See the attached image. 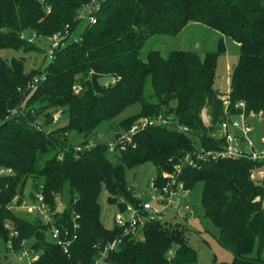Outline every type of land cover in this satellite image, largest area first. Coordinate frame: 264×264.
<instances>
[{"label": "trees", "instance_id": "16d2710c", "mask_svg": "<svg viewBox=\"0 0 264 264\" xmlns=\"http://www.w3.org/2000/svg\"><path fill=\"white\" fill-rule=\"evenodd\" d=\"M89 1L0 0V51L42 50L36 41L22 39L24 32L44 37L69 32L53 59L48 61L45 52L47 64L41 71H26L24 57L8 60L0 53V168L13 171L0 175V239H9L5 223L11 220L18 232L14 247L28 238L41 251L34 264H93L99 246L119 234L115 222L107 228L101 220L103 191L120 210L137 206L141 198L129 187L126 170L150 161L158 169L153 179L159 185L161 174L177 166L183 169L180 179L187 190L203 183L201 205L219 228L220 243L234 254L229 264H264V179L255 182L252 176L261 163L242 157L208 159L191 167L183 160L195 143L222 148L223 137L216 134L229 115L245 110L264 118V0H106L97 21L71 40L80 8ZM191 22L239 43L227 95L217 86L218 59L226 52L223 38L216 51L204 54L173 49L164 56L153 49L141 56L150 36L178 34ZM41 72L46 78L30 90L28 84ZM103 77L108 80L103 82ZM148 84L152 89L146 93ZM135 103L141 104L140 110L119 122L117 137L143 116L161 114L172 124L147 126L132 142L117 144L116 160L110 157L109 144L72 142V132L88 135ZM61 109L68 111L69 122L51 129L54 112ZM176 124L190 131H179ZM38 192L51 208L58 198L64 202L55 224L76 232L70 253L49 240L50 225L7 207L17 195L21 200ZM256 245L258 255L253 256ZM197 257L182 225L152 219L140 235L124 239L111 262L194 264Z\"/></svg>", "mask_w": 264, "mask_h": 264}, {"label": "rangeland", "instance_id": "374dc122", "mask_svg": "<svg viewBox=\"0 0 264 264\" xmlns=\"http://www.w3.org/2000/svg\"><path fill=\"white\" fill-rule=\"evenodd\" d=\"M88 19H79L77 26L71 31L70 39H78L89 24ZM223 38L226 52L221 54L218 59L217 69V86L222 94L227 95L230 89L232 67L238 62L240 55L239 43L228 35H224L221 32L212 29L202 23L191 22L185 26V28L178 34H155L150 36L141 49V56L146 58L150 50L159 49L164 56H167L173 49L182 50H196L200 54H204L207 51H216L218 49L219 41ZM36 45L42 47V50H30L25 52L24 50H15L12 48H4L0 51L2 56L8 60L13 57L25 58V70L39 68L43 70L46 67L47 60L44 59L46 49L49 46V41L45 39H37ZM107 77H103L102 81L106 82ZM152 89L148 84L146 93ZM227 102V100H226ZM141 108L140 103H135L124 109L119 115L111 120H104L95 131L85 135L76 132L71 133V140L76 143L88 140V143H106L115 146L117 139V132H119V122L137 113ZM206 125L208 124L209 116L204 113L203 115ZM54 121L50 124L51 129H58L65 126L69 122V113L61 109L54 112ZM207 122V123H206ZM253 131L249 135V139L260 149V137L264 135V120L259 117H253L251 119ZM120 150L109 151L110 157L113 160L117 159V153ZM158 174V169L152 162L148 161L133 168L126 170V180L133 189L136 195H140L146 200H150V185L153 178ZM252 176L255 182H260L264 179V169L256 168L252 172ZM31 180L28 182L27 188L29 189ZM202 182H198L196 186L187 192L185 198L194 209L193 213H187L188 211L183 209V205L179 207H170L165 210L161 218L162 222L166 225H182L185 230V235L190 243L198 253L197 262L194 264H229L233 258V252L227 247L223 246L218 240L219 228L215 226L212 221L205 216L201 205V190ZM26 188V190H27ZM28 193V191H27ZM108 193L103 191L100 197L101 205V220L107 228H112L114 225V216L118 210L115 204H110L107 201ZM184 203V202H183ZM19 210V209H18ZM17 214H28L23 210L16 212ZM264 256V247L262 250ZM253 256L258 255V246L256 245L252 251ZM0 264H29L28 261L19 260L17 254L7 248V245L3 239H0Z\"/></svg>", "mask_w": 264, "mask_h": 264}, {"label": "built area", "instance_id": "2783aa9c", "mask_svg": "<svg viewBox=\"0 0 264 264\" xmlns=\"http://www.w3.org/2000/svg\"><path fill=\"white\" fill-rule=\"evenodd\" d=\"M106 0H91L84 3L79 11V19H88L90 23H95L98 19V12L101 10L103 3ZM89 23V24H90ZM69 36V32L56 33L49 37H44L35 31L24 32L21 35L29 43H34L37 39H45L49 41V46L46 49L47 60L50 61L56 55L57 50L63 46ZM71 36V35H70ZM46 78L44 72L35 75L33 80L28 84V88L33 90L35 86ZM78 91V86L74 87ZM228 102V101H227ZM226 102V103H227ZM239 107L244 108L245 103H238ZM15 109L12 113H15ZM257 117L253 112L247 113L245 110L235 114L229 115L227 119L221 122L220 128L216 136L223 137L224 144L222 148L213 149L207 148L195 143L193 152H189L184 157L186 166L197 167L201 161L212 159H238L242 157H249L253 160L259 161L260 168L264 169V135L260 137V149L249 139L250 133L253 131L251 119ZM260 119H263L259 116ZM208 124L209 120L207 121ZM206 122V123H207ZM169 118L159 115L158 117L143 116L137 119L129 130L123 132L117 137L115 146L110 145V151H114L117 144L126 145L133 141V135L141 129L151 125H171ZM179 131L188 132V127L181 124L174 125ZM244 138V140H242ZM91 144V143H90ZM89 144V145H90ZM182 167H176L174 172L164 171L159 178L161 185L153 179L150 185V200L141 198V202L136 205L127 204L125 210L118 209L114 216L116 228L119 234L104 245L99 246L97 257L93 264H113L111 262L112 254L120 248L124 239L128 236L140 235V232L145 228L147 221L161 218L165 210L170 207H179L183 205V209L187 213L192 214L194 209L187 203V190L185 183L180 179ZM11 168H0V175L12 173ZM184 202V203H183ZM7 207L15 213L23 210L28 214L37 217L42 222L50 225L49 240L60 246L65 253H70L77 234L69 228L62 229L55 224V215L63 213L66 206L64 202L58 198L55 208H51L45 201V197L41 192H38L34 197L24 196L20 200L17 195L13 200L7 204ZM19 209V210H18ZM5 226L9 229V239L6 242L7 248L17 254L19 260H27L29 264H34L40 257L41 251H36L33 245V239L24 238L18 249L14 247L13 238L18 235L11 220L6 221Z\"/></svg>", "mask_w": 264, "mask_h": 264}, {"label": "water", "instance_id": "95a60500", "mask_svg": "<svg viewBox=\"0 0 264 264\" xmlns=\"http://www.w3.org/2000/svg\"><path fill=\"white\" fill-rule=\"evenodd\" d=\"M242 140H244V138Z\"/></svg>", "mask_w": 264, "mask_h": 264}]
</instances>
